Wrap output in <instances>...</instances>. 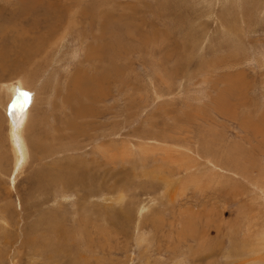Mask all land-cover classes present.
<instances>
[{"label":"rangeland","instance_id":"rangeland-1","mask_svg":"<svg viewBox=\"0 0 264 264\" xmlns=\"http://www.w3.org/2000/svg\"><path fill=\"white\" fill-rule=\"evenodd\" d=\"M182 263L264 264V0H0V264Z\"/></svg>","mask_w":264,"mask_h":264},{"label":"bare ground","instance_id":"bare-ground-1","mask_svg":"<svg viewBox=\"0 0 264 264\" xmlns=\"http://www.w3.org/2000/svg\"><path fill=\"white\" fill-rule=\"evenodd\" d=\"M78 76H80L79 74H78ZM74 82V84H75V81H73ZM81 82V81H80ZM83 83V82H82ZM180 83V82H179ZM202 178V177H201ZM114 222V221H113ZM112 225V224H111ZM107 226H109V225H107ZM205 231V230H204ZM102 232H104V231H102ZM111 232V231H110ZM142 238V237H141ZM88 247V246H87ZM94 249V248H93ZM84 250V249H83ZM97 250V249H96ZM88 251V250H87ZM81 256V255H80ZM91 256V255H90ZM94 257V256H93ZM182 258V257H181ZM86 259V258H85ZM183 264V263H182Z\"/></svg>","mask_w":264,"mask_h":264}]
</instances>
